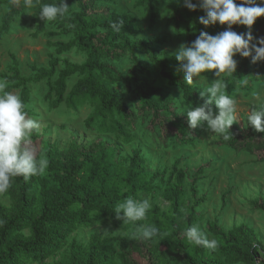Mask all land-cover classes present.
Instances as JSON below:
<instances>
[{
  "label": "trees",
  "instance_id": "obj_1",
  "mask_svg": "<svg viewBox=\"0 0 264 264\" xmlns=\"http://www.w3.org/2000/svg\"><path fill=\"white\" fill-rule=\"evenodd\" d=\"M110 1L66 0L69 12L65 16L51 22L42 21L39 18L40 7L29 22L25 0H20L19 6L12 4V0H0V8H6L0 28V41L2 34L8 33L17 19L22 24L29 22L35 26L32 33L34 39L42 35L67 37L66 41L47 42L53 49L49 53L48 66L33 65L34 75L30 77L21 74L19 61L12 54L9 73L2 76L8 82L7 91H20L30 117L36 114L31 108V86L45 81L47 93L44 99L51 109H57L63 103L74 110L86 105L91 108L84 121L87 129L113 135L125 145L132 144L137 139L135 131L139 120L145 119L150 126H158L160 131L165 129L162 136L164 142L175 140L181 145H195L196 130L190 129L188 117L177 111L173 93L157 86L151 79V64L159 67L162 78L170 85L180 89L188 107H196L207 99L200 97V91L204 88L187 84L182 75L172 71V58L167 52L153 46L154 43H163L164 37L134 39L132 36L144 33L143 24L133 14L119 13L105 7L109 6ZM164 1L173 3L172 16L190 43L201 31L211 34L228 28V25L219 22L209 26L199 22V17L206 15L199 6L202 0H192V3L197 4L194 11L185 6L184 0H137V3L144 6L154 24ZM33 2L36 4L37 0ZM243 2L235 0L237 5ZM60 3L62 0H47L42 5ZM256 3L264 6V0H256ZM120 20L124 21V29L116 33L110 24ZM263 24L264 16H261L252 26V34L257 39L261 38ZM50 25L56 30L48 32ZM232 30L246 33L248 27L236 24ZM73 52L83 55L85 60L79 63L64 57ZM140 52L145 54L148 61L141 57ZM235 59L238 62L237 70L225 82L226 94L229 96L238 89L237 85L248 87V91L252 92L253 86L264 77V62L252 63L251 57H242L239 53ZM125 61L132 64L127 72L121 68ZM74 78L77 80L71 84ZM245 78L249 80L246 84ZM211 107L213 111L218 109L214 104ZM234 131L224 143L235 150L254 152L258 149L260 159L264 161V132L257 133L251 129L244 133ZM43 151L49 160L46 168L48 176L14 178V183L5 192L11 200V207L0 205V264L45 261L61 250L76 230L90 226L94 221L110 220L115 228L122 231L143 225L144 220L123 223L115 218L114 213L115 207L128 196L141 200L138 193L155 189L147 180L150 174L146 170V158L141 150L134 151L128 169L115 161L109 152L81 150L76 144L60 153H52L50 149ZM201 172L200 169L193 176L191 192L194 205L188 210L184 188L187 174L180 167V161L160 174L159 181L164 184V198L170 203L171 212L167 214L157 206L153 207V212L164 218L175 235L165 240L163 234H159L160 241L177 249L183 255L185 264H264V247L257 242L254 231L247 227L227 231L212 224L210 231L219 242L215 250L196 246L187 240L186 228L198 226L202 221L196 212V206L205 201V198L196 200ZM254 205L264 211V204L254 202ZM181 221H184L183 235L180 234ZM112 241L113 238L105 234H95L87 247L73 241L69 260L56 264L125 262V254H119ZM123 242L126 244L125 240Z\"/></svg>",
  "mask_w": 264,
  "mask_h": 264
},
{
  "label": "rangeland",
  "instance_id": "obj_2",
  "mask_svg": "<svg viewBox=\"0 0 264 264\" xmlns=\"http://www.w3.org/2000/svg\"><path fill=\"white\" fill-rule=\"evenodd\" d=\"M45 1L47 0H37L34 7L26 9L29 22L35 17ZM108 4L109 6H103L115 9L119 13L133 14L143 24L144 33L132 36L134 39L151 40L164 37L163 43H154L153 46L167 52L172 58L170 62L172 71L185 78L186 74L181 70V62L176 59L175 53L182 43L189 45L191 43L184 31L179 29V25L172 16L173 3L168 1L161 3L154 24L151 23L149 13L144 6L137 3V0H111ZM5 12V7L0 8V28ZM29 22L25 25L21 23L20 19H17L10 31L2 34L0 41V80H5L2 76L9 73L12 54H15L19 61L21 74L30 77L34 75L33 65L48 66L49 53L53 49L47 45V42L49 40H67L65 36L49 35H42L34 39L32 33L35 26L30 25ZM55 30V27L50 25L47 31ZM218 33L219 31L216 30L211 35ZM260 36L264 37V24L260 30ZM140 54L142 58L148 61L143 52ZM64 57L79 63L85 60L83 55L75 52L64 55ZM233 58L235 59V56ZM261 62L263 63L264 60ZM131 66L130 61H125L121 68L127 72ZM231 74L223 73L220 79L226 82ZM151 79L157 86L173 93V101L177 111L187 117L185 110L191 107L186 106L182 92L162 78L160 69L155 64H151ZM215 79L217 77L214 71H206L194 78L192 85L206 88ZM76 80L77 78H74L71 84ZM244 80L249 81L247 78ZM237 87L238 89L231 97L236 100L238 120L233 124L231 131L229 130V134L233 133L234 129L242 133L249 132L248 129L255 131L254 127L247 121V114L252 107L264 103V77L253 86L252 92L248 91V87L241 85H237ZM31 88V108L35 110L36 114L30 118L37 120L40 125L39 129L34 130L31 136L32 143L38 150V158L45 156L44 149H50L52 153H60L69 150L76 144L81 150L109 152L115 161L128 169L134 151L141 150L142 155L146 158V170L150 174L147 180L155 188L151 191L138 193L139 199H149L151 203V208L147 212V219L143 221V225H155L159 232L157 236L149 240L132 239L129 237L136 231L135 228L122 231L115 228L110 220L94 221L92 225L76 230L63 248L47 260L28 264H56L61 261H68L70 244L76 241L78 244L87 247L95 234H105L113 238L112 244L117 252L125 254L126 257L125 262L118 260V264H185L183 255L177 252V249L160 241L159 234H163L165 240H169L175 235L164 218L156 216L153 212L154 206L159 207L161 211L167 214L171 212L170 203L164 198V184L159 180L160 174L165 169H170L176 161H180V167L187 174L184 184L187 210L194 205L191 192L193 176L200 169L202 170L201 174L199 173L200 181L197 184L199 193L196 200L205 198V201L196 206V212L202 220L198 227L206 232L209 239H216L210 231L212 224H216L227 231L247 227L254 231L257 242L264 247V211L254 205V202L264 204V161L260 159L261 154L258 149L249 152L229 148L224 143L223 136L212 133L206 122L203 126L195 129L197 132L195 133L197 140L195 145L185 146L175 140L164 142L162 136H164L165 129L160 131L158 126H150L149 121L145 119L139 120L135 131L136 141L125 145L117 141L113 135L86 128L84 121L91 112L89 106L86 105L74 110L63 103L59 108L51 109L44 99V95L47 93L46 82L34 84ZM13 93L20 96L19 90H13ZM253 93H258L259 99L255 98ZM218 112L219 109L214 111L215 114ZM41 175L42 177L48 176L47 170ZM126 190L124 189V191ZM0 205L7 208L11 207V200L5 193L0 194ZM179 224L182 227L180 234L183 235L184 221ZM26 233L29 234V231L27 230Z\"/></svg>",
  "mask_w": 264,
  "mask_h": 264
},
{
  "label": "clouds",
  "instance_id": "obj_3",
  "mask_svg": "<svg viewBox=\"0 0 264 264\" xmlns=\"http://www.w3.org/2000/svg\"><path fill=\"white\" fill-rule=\"evenodd\" d=\"M19 3L20 0H12L14 5L19 6ZM184 4L193 11L197 8V4L192 3V0H184ZM25 6L32 8L35 5L33 0H25ZM199 6L206 12L205 16L199 17L201 24L209 26L219 22L221 25H228V28L216 35L201 31L190 45L182 43L176 50L175 56L181 62V70L186 74L187 84L191 85L194 78L206 71H214L217 77L210 86L200 91V97L207 99L185 111L190 129L201 127L206 122L212 133L228 140L229 130L237 122L238 115L236 100L226 94L227 84L220 77L226 72H236L238 62L233 57L237 53L242 57H251L252 63L264 60V37L257 39L251 31L257 18L264 16V6L257 4L256 0H244L240 5H237L235 0H202ZM68 12V3L62 0L59 5H42L39 18L51 22ZM236 24L247 26L248 31H233L232 26ZM124 25V21L120 20L112 22L110 27L119 33L124 29ZM254 40L256 43H253ZM7 88V80H0V194L8 191L14 178L23 176L28 179L41 175L49 165L46 156L38 158V150L31 140L33 131L40 127L38 121L27 115L22 98L7 91ZM253 96L259 99L258 93H253ZM213 104L219 109L218 114L214 113L211 107ZM247 121L256 132H264V103L249 110ZM150 208L149 199L137 200L128 196L115 207V218L123 223L146 220ZM158 232L159 229L155 225L145 224L138 227L129 238L149 240L157 236ZM185 235L187 240L196 246L210 250L219 247L216 239H209L206 232L196 225L186 228Z\"/></svg>",
  "mask_w": 264,
  "mask_h": 264
}]
</instances>
